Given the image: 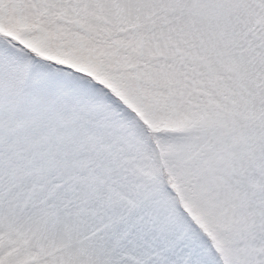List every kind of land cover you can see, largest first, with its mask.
<instances>
[{"label":"snow or ice","instance_id":"1","mask_svg":"<svg viewBox=\"0 0 264 264\" xmlns=\"http://www.w3.org/2000/svg\"><path fill=\"white\" fill-rule=\"evenodd\" d=\"M0 264H264V0H0Z\"/></svg>","mask_w":264,"mask_h":264}]
</instances>
